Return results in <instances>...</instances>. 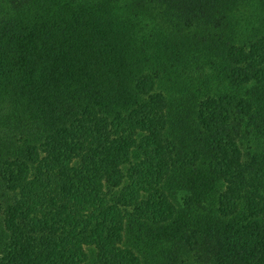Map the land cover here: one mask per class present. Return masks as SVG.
Wrapping results in <instances>:
<instances>
[{"label": "trees", "instance_id": "16d2710c", "mask_svg": "<svg viewBox=\"0 0 264 264\" xmlns=\"http://www.w3.org/2000/svg\"><path fill=\"white\" fill-rule=\"evenodd\" d=\"M0 264H264V0H0Z\"/></svg>", "mask_w": 264, "mask_h": 264}]
</instances>
